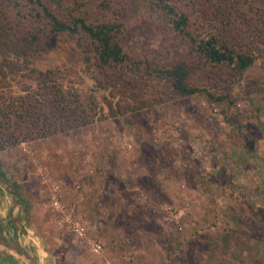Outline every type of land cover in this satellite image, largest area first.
<instances>
[{"label": "rangeland", "instance_id": "1", "mask_svg": "<svg viewBox=\"0 0 264 264\" xmlns=\"http://www.w3.org/2000/svg\"><path fill=\"white\" fill-rule=\"evenodd\" d=\"M56 1L119 23L126 60L96 68L75 39L47 40V78L79 99L48 100L42 136L0 150L23 222L13 237L3 219L0 233L39 264H264V0ZM181 13L194 36L216 34L254 64L208 61L174 29ZM179 62L206 92L179 95L156 73ZM0 246V264H30Z\"/></svg>", "mask_w": 264, "mask_h": 264}, {"label": "trees", "instance_id": "2", "mask_svg": "<svg viewBox=\"0 0 264 264\" xmlns=\"http://www.w3.org/2000/svg\"><path fill=\"white\" fill-rule=\"evenodd\" d=\"M54 1L0 0V150L42 136L41 110L48 100L55 101L60 97L71 102L79 99L76 90H64L67 87L62 83L53 77L47 78L53 73L52 67L41 66L42 56L47 52V40L75 39L83 48L84 63L96 68L122 65L126 60L117 35L119 23L92 22L79 6L67 2L57 6ZM167 8L172 11L171 7ZM186 24L187 17L181 13L173 26L187 35L190 46L211 63L231 64L239 71L254 64L255 55L235 51L216 34L194 36L185 29ZM89 71L88 68L84 70V80ZM156 73L168 80L179 95L206 92V89L187 82L190 70L183 62L156 69ZM103 99L110 108L111 102L107 101L106 95ZM110 113L116 116L120 111L118 107H112ZM3 175L0 171V179Z\"/></svg>", "mask_w": 264, "mask_h": 264}, {"label": "crops", "instance_id": "3", "mask_svg": "<svg viewBox=\"0 0 264 264\" xmlns=\"http://www.w3.org/2000/svg\"><path fill=\"white\" fill-rule=\"evenodd\" d=\"M3 178L4 177L1 176V179H0V230H4L3 219L7 218L10 224H12L11 225L12 230L10 228V230H8L7 233L10 232L13 235V237H16L17 236L16 233L18 234L20 232V228H23V224H22L23 222L20 219V216H21L20 212L16 211L18 202L16 201V199L13 198V195L10 192H8L10 190L12 191V188L8 186V184L5 182ZM5 202H8V207H4ZM18 219H20V221H18ZM5 238H6L5 235L0 233V245H3V247H6V248L8 247L11 250H15L16 252L21 253L23 256L27 257L28 261H29V258H33L29 256L28 252L26 251L27 249L25 245L11 242L7 238H6L7 240ZM11 243L17 245L19 249L17 247H12ZM7 259L12 260L14 259V257L10 256V257H7ZM35 261L37 262V260ZM30 264L32 263L30 262Z\"/></svg>", "mask_w": 264, "mask_h": 264}, {"label": "built area", "instance_id": "4", "mask_svg": "<svg viewBox=\"0 0 264 264\" xmlns=\"http://www.w3.org/2000/svg\"><path fill=\"white\" fill-rule=\"evenodd\" d=\"M52 203L54 205L57 204V208L58 206L61 207L60 203L58 202V200H56V198H54V196L52 197ZM60 222V221H59ZM72 229L74 230V232L78 235H84V231L81 225L80 220H74L73 224H72ZM89 245H90V249L92 252L94 253H101L102 252V243L100 241H98L97 239H90L89 240Z\"/></svg>", "mask_w": 264, "mask_h": 264}, {"label": "water", "instance_id": "5", "mask_svg": "<svg viewBox=\"0 0 264 264\" xmlns=\"http://www.w3.org/2000/svg\"><path fill=\"white\" fill-rule=\"evenodd\" d=\"M2 242V241H1ZM11 246L12 247H17L18 249H19V247L17 246V245H15V244H12L11 243ZM29 261L32 263V264H39L38 262H36L33 258H29Z\"/></svg>", "mask_w": 264, "mask_h": 264}, {"label": "flooded vegetation", "instance_id": "6", "mask_svg": "<svg viewBox=\"0 0 264 264\" xmlns=\"http://www.w3.org/2000/svg\"><path fill=\"white\" fill-rule=\"evenodd\" d=\"M6 239V238H5ZM7 240V239H6ZM1 247V246H0Z\"/></svg>", "mask_w": 264, "mask_h": 264}]
</instances>
